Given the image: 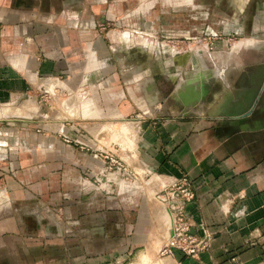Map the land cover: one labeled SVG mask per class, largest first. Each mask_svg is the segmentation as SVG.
I'll return each instance as SVG.
<instances>
[{
  "label": "crops",
  "instance_id": "0c3cea01",
  "mask_svg": "<svg viewBox=\"0 0 264 264\" xmlns=\"http://www.w3.org/2000/svg\"><path fill=\"white\" fill-rule=\"evenodd\" d=\"M45 79L47 123L37 105L0 120V264H264V0H0V103ZM107 130L104 192L87 175ZM182 176L192 231L213 233L195 256L160 253L171 219L152 195Z\"/></svg>",
  "mask_w": 264,
  "mask_h": 264
},
{
  "label": "built area",
  "instance_id": "2783aa9c",
  "mask_svg": "<svg viewBox=\"0 0 264 264\" xmlns=\"http://www.w3.org/2000/svg\"><path fill=\"white\" fill-rule=\"evenodd\" d=\"M183 40L176 38H164L159 40L163 46H171L173 52H176L177 46ZM199 44V40L195 41ZM146 181H155L151 174L145 173ZM157 181V180H156ZM159 190L154 191L153 197L163 204L171 219L170 232L165 244L160 249L161 254H172L173 250H179L185 255L195 256L203 250L211 247L213 240V233L204 231L201 234H195L192 231V221L186 213V205L191 202L195 197L193 185L187 176L174 178L167 184L163 183L160 179ZM120 186L127 190L136 189L141 187L139 173H123L120 180Z\"/></svg>",
  "mask_w": 264,
  "mask_h": 264
},
{
  "label": "rangeland",
  "instance_id": "374dc122",
  "mask_svg": "<svg viewBox=\"0 0 264 264\" xmlns=\"http://www.w3.org/2000/svg\"><path fill=\"white\" fill-rule=\"evenodd\" d=\"M62 79V77H61ZM47 79H45V82L43 83V85H41L40 87V91H39V98H35V100L33 99L32 95H31V91L24 96L23 99H17V98H13L12 100H8V101H4L0 103V109L3 110H7V116H0V120L2 119L3 121H8V122H15L16 120L20 119L25 121L26 123L31 124L32 123V115L31 112L32 108L37 105L40 107L41 112V116L39 117L41 122H48L49 116L45 115V113L47 114L48 110H52L53 109V93L51 91H53V87L52 85H48ZM58 105L60 107H63L64 105V101L61 99L59 101H57ZM18 110H24L26 115L23 117L19 116L18 114ZM1 112V111H0ZM105 125H115V120L111 121V120H105L104 122ZM109 132L105 133V137L106 139H108L107 141H112L114 143H111V145L114 146V150L113 147H108L109 144H106L107 142L105 141L104 143V151H103V155H104V159L105 162L104 164L101 166V168L99 169L97 175L94 174L92 175V172L89 170L88 175H87V179H88V186L91 187L92 185H99L100 183L103 185L104 188V192H107V189H113L115 191V131L113 130H107ZM66 140L69 141V138H65ZM76 140V139H75ZM82 144V143H81ZM4 148L9 149L10 145L6 144L5 146L3 145Z\"/></svg>",
  "mask_w": 264,
  "mask_h": 264
}]
</instances>
